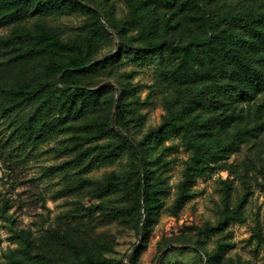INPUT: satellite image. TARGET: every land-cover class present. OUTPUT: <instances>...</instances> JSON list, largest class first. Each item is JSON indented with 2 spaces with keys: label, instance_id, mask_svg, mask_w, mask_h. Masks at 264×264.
Segmentation results:
<instances>
[{
  "label": "rangeland",
  "instance_id": "374dc122",
  "mask_svg": "<svg viewBox=\"0 0 264 264\" xmlns=\"http://www.w3.org/2000/svg\"><path fill=\"white\" fill-rule=\"evenodd\" d=\"M179 1H60L57 14L23 7L7 15L21 5L12 1L0 12V38L8 41L0 54V216L10 215L8 223L0 217V264H70L85 258L124 264H264V84L257 86L238 62L264 68V41L225 21L264 15V0H196L183 10ZM258 25L264 31L262 22ZM43 34L73 48L39 41ZM241 36L250 43L233 45L236 60L222 45ZM156 42L188 48L163 49L168 79L154 66L140 69L130 60ZM116 56L120 59L103 67ZM80 57L87 68L72 71L73 77L51 69L53 63ZM62 78L75 87L102 90L74 125L111 121L109 134L87 136L72 154L59 142L67 136L46 134L39 146L27 150V158L19 156L13 130L30 127L42 104L62 89ZM218 81L238 83L245 95L237 103L220 100L209 86ZM19 85L26 86V99L5 109L3 96ZM166 102L180 111L178 123L192 130L181 142L174 136L165 141L174 146L166 160L169 194L152 202L146 223L133 184L119 204L105 196V175L122 169L126 160L84 179L66 175L64 164L91 145L113 148L122 138L141 142L164 123ZM184 143L195 145L209 161L192 185L188 180L196 197L183 198L170 212L187 179L190 151ZM141 176L137 168L135 182ZM212 227L221 232L206 235Z\"/></svg>",
  "mask_w": 264,
  "mask_h": 264
},
{
  "label": "trees",
  "instance_id": "16d2710c",
  "mask_svg": "<svg viewBox=\"0 0 264 264\" xmlns=\"http://www.w3.org/2000/svg\"><path fill=\"white\" fill-rule=\"evenodd\" d=\"M15 1V4L21 3L20 6H16L14 11L9 14L17 12L23 7L31 8H48L47 11L52 14L59 13V9L55 7L60 1L71 2L74 0H0V12H4L9 9V3ZM169 1V0H168ZM196 0H180V10L185 9L186 6H190V3ZM198 2L201 0H197ZM36 7V8H35ZM84 12H90L94 16L95 12L91 9L83 7ZM225 21L229 24H235L241 29H244L247 36H252L260 41H264V31L260 29L258 22H262L264 25V15H257L255 17L248 18L246 16H228ZM102 29V28H101ZM100 29V30H101ZM104 29V28H103ZM102 29V30H103ZM105 30V29H104ZM39 41H48L54 47L59 49H71V45L60 41L56 36L50 34H43L38 38ZM244 43H250L244 36H241L239 40L234 43H223V51L233 52L236 60L239 57L235 55L236 48L244 46ZM8 41L0 38V54L7 48ZM168 47L172 51H185L188 49L184 46H175L173 44H166L164 42H156L140 48L138 53L130 60L138 68L143 69L146 67L154 66L157 74L163 79H168L169 75L163 65V49ZM120 56L110 57L105 60L103 67H109V64H114ZM240 63L241 72H244L250 77L257 86L264 84V68L256 67L254 65L246 64L241 60ZM101 63H96V66ZM87 63L84 59L77 58L75 60H67L63 64L53 63L51 69L56 73L64 76L73 77L70 73L72 71L86 70ZM95 66V64H93ZM92 66V67H93ZM192 75H195L192 72ZM213 89V93H216L218 98L222 101L229 103H237L240 98H243L245 91L238 83H224L221 81L214 82L209 85ZM26 86H18L10 93H5L3 96L2 104L5 105V109L9 110L10 107L16 106V103L20 100L26 99ZM102 90H89L81 87H75V85L64 82L62 78V89L57 94H52L48 101L44 102L40 109L36 113L35 119L30 124L29 128H15L11 135L17 142L19 156L27 158L29 148L39 146L40 140L46 134H52L54 137L59 135H65L64 139L59 142L67 144L71 154L76 150L83 140L87 136L95 134H109L108 130L111 127V121L94 123L91 125L76 126L74 122L76 118L81 117L83 114L89 111L88 104L94 103L100 97ZM87 104V105H86ZM166 118L164 123L157 129H154L151 133L146 135L144 139L139 143H134L128 138L120 139L119 143L113 148H108L101 145H91L85 150L80 151L75 157L64 164L66 175L70 178L84 179L90 173L95 170L105 169L113 167L116 163L126 160V164L120 170H115L111 175H105L107 182V192L105 196L108 199V203L119 204L123 200V191L127 188V185L133 184L136 191L139 193V197L136 198L135 204L139 209H144L147 215L145 217V223L148 219V211H152V202L156 199H160L161 196L169 194V182L170 178L169 170L166 162L168 157L174 150V146H167L165 141L171 136L180 138V142L187 138L191 132L190 126L179 124L182 120L180 111H175L174 107L166 102ZM32 132H34L32 134ZM106 132V133H105ZM35 133H38L34 136ZM11 137V138H12ZM188 144V143H187ZM183 146L190 151V157L187 163V168L184 171L187 175L186 181L180 183L178 201L174 206L168 208L170 212L175 208L181 206L183 198L193 199L196 197V193L193 192L191 185L195 182L196 178L200 176L201 171L205 168V162L209 161L203 154L199 153L195 145ZM68 150V149H67ZM145 157V159H144ZM141 173L138 181L135 182L134 176L136 169ZM155 178L153 180V176ZM188 180H191L190 183ZM188 183H190L188 185ZM150 196V197H149ZM10 222V215L3 212L0 216ZM140 222L144 223V219L141 216ZM221 228L212 227L206 231V235L220 233ZM14 238L20 240V235L13 233ZM22 244V240H21ZM142 251V250H141ZM13 264H23L22 261H12ZM70 264H124V261H114L112 259H95L85 258L78 259Z\"/></svg>",
  "mask_w": 264,
  "mask_h": 264
}]
</instances>
